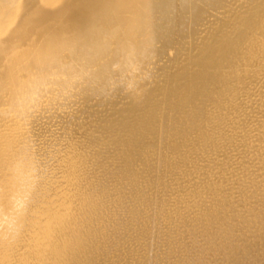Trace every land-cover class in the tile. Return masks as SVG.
<instances>
[{
  "label": "bare ground",
  "instance_id": "bare-ground-1",
  "mask_svg": "<svg viewBox=\"0 0 264 264\" xmlns=\"http://www.w3.org/2000/svg\"><path fill=\"white\" fill-rule=\"evenodd\" d=\"M158 259L264 264V0H0V264Z\"/></svg>",
  "mask_w": 264,
  "mask_h": 264
},
{
  "label": "rangeland",
  "instance_id": "rangeland-1",
  "mask_svg": "<svg viewBox=\"0 0 264 264\" xmlns=\"http://www.w3.org/2000/svg\"><path fill=\"white\" fill-rule=\"evenodd\" d=\"M142 76H143L142 74H141L140 76H138L139 79H140ZM138 77H137L136 79H138ZM139 79H138V80H139ZM122 86H123V87H122ZM124 88H125V89H124ZM117 89H119V90L121 89L122 91L120 90V92H118L119 90H117ZM116 90H117V92H116ZM130 90H132V89H131L130 87H128V85H126V86H125V85H119V84L112 85L111 92H110L109 94H106V97H107L108 99L105 97V95H103V96H101V97L97 95V96H94L93 99H91V100H92L91 103H90V102H89V103H90L91 105L97 103V104H98L97 106H99V107H98L99 109L102 107V109L104 108L105 110H107V109H110V108H111V100H113L114 98H116L115 96H117L118 93H121V97H120V99L123 98V100H124V96H125V95L128 96V93L130 92ZM128 91H129V92H128ZM123 92H124V93H123ZM125 92H126V94H125ZM122 93H123V94H122ZM124 94H125V95H124ZM113 95H115V96H113ZM119 95H120V94H119ZM122 95H124V96H122ZM110 96H111V97H110ZM113 97H114V98H113ZM74 98H75V97H74ZM74 98H72V100H73ZM78 98H79V97H77V100H75V99H76V98H75V99H74V100H73V101H72L67 107H65V108H67L66 111H71V112H72V111H75V113H76L79 109H81V108L83 107V104H85V103H83V102L81 103V102H80L81 99L79 98V100H78ZM94 98H95V99H94ZM99 98H100V99H99ZM101 98H102V99H101ZM112 98H113V99H112ZM98 99H99V100H98ZM120 99H119V96H118V98H116L117 101H119ZM125 99H126L127 101L129 100L128 97H125ZM82 100H83V99H82ZM93 100L96 101V102H95V103H92ZM105 100H110V101H107V103H105ZM123 100H121V101H123ZM114 101H115V100H114ZM117 101H116V102H117ZM75 102H76V103H75ZM124 102H125V100H124ZM72 103H73V104H72ZM79 103H80V106L78 105ZM109 103H110V107H109ZM118 103H119V102H118ZM105 104H106V105H105ZM73 105H75V106L72 108ZM77 105H78V106H77ZM81 105H82V106H81ZM101 105H102V106H101ZM103 105H104V106H103ZM107 105H108V106H107ZM120 105H123V103L121 102ZM120 105H119V106H120ZM97 106L95 105V107H97ZM100 106H101V107H100ZM75 107L78 108V109H75ZM102 109H101V110H102ZM77 114H78V113H77ZM154 242H155V241H154ZM154 242H153V244L156 243V242H155V243H154ZM156 244H159V243H158V240H157V243H156ZM160 245H161V243H160ZM160 249H162V248H160ZM159 251H160V252H158V254L160 253V256H161V255L163 254V253H161L162 250H159ZM196 253H197V252H196ZM162 256H163V255H162ZM162 256H161V257H162ZM161 257H159V258H161ZM163 257H164V256H163ZM163 257H162V259H165V258H163ZM153 259H157V258H153ZM162 259H161V260L158 259V261L160 260V262H158L157 264H162L163 262H165L166 259H165V260H162ZM151 261H154V262H152L153 264H155V263L157 262V261L155 262V260H151ZM161 261H163V262H161ZM165 263H166V262H165ZM163 264H164V263H163Z\"/></svg>",
  "mask_w": 264,
  "mask_h": 264
}]
</instances>
